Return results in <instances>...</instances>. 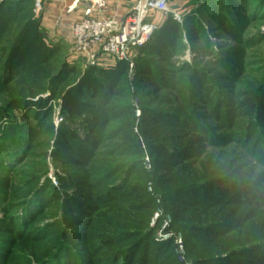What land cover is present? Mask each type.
<instances>
[{
    "label": "rangeland",
    "instance_id": "obj_1",
    "mask_svg": "<svg viewBox=\"0 0 264 264\" xmlns=\"http://www.w3.org/2000/svg\"><path fill=\"white\" fill-rule=\"evenodd\" d=\"M38 1L40 0L33 1L31 9H33L32 17L34 16L40 20L39 16L42 9L38 11ZM192 2L193 0H179V4L170 2L168 14L154 13L152 18L156 20L158 28L170 14L178 22L183 23L184 15L194 7ZM258 2L260 0H253L251 5L255 6ZM176 13L179 14L180 20L176 17ZM28 14L30 15V13ZM255 14L257 16L259 12L255 11ZM23 23H11L0 40V165L5 166L7 163L5 158L7 159L13 152L19 154V157L9 165L7 171L0 167V188L6 191L3 200L12 201V205L8 206L6 204L0 208V264H37L41 255H48L60 243L69 244L77 250L78 254L82 253L83 241L77 238L80 234L76 230H83L86 228V223L91 224L93 221H97L96 212L98 210L104 211L99 216L101 221L97 226V231L104 232L106 230L105 224L112 217L122 215L123 219L127 218L128 220L127 223H124V226H128L133 231H138L146 228L140 227V223L145 222V218L148 217L149 228L155 229V241L166 242L167 240L163 236L169 234L171 236L169 239L174 238L176 246V237H181L184 241L187 261L189 264H195V259L203 258L200 252L208 247L206 243L210 240V236L208 237L201 232L186 233L185 230H182L181 227H191V224L187 222V215L192 212L198 213V210L190 209L194 208L192 206L181 205L180 202H185L181 200L189 199L185 195L179 198L178 203H168L172 206L165 205V193L172 188L174 190L182 186L185 182H190L191 177H188L190 171L196 172L199 168L203 169L199 164H188L192 159V153H188L189 149L184 150L186 147L201 148L198 139L203 134H201V127L197 129V122L182 121L177 117H158V121H163V118L172 120L161 124L153 119L157 117H154L155 115L152 113L157 109H171L181 115L189 113L193 100L197 95H191V89L187 85L186 73L177 76V81L180 80L181 85L176 83L174 85L176 88L172 84L171 87L166 88L164 85L167 81L155 79L149 82L143 81L146 85L141 86L133 75L136 68V59L139 56L138 51L126 60H117L112 56H107L99 49L90 55L77 54L70 31L68 33L65 31L66 29H63L62 33H58V22L53 25L37 22V28L33 30L25 43V49L29 50L30 53L28 54L25 51L24 54L21 53V55L23 54L21 58L22 68L26 67V69H23L22 73H17L14 70L6 80L3 71L4 61L11 42ZM224 23L229 24V22ZM239 25L232 24L230 34L225 30H221L220 38L209 37L214 43L216 51L219 48L216 45L231 46L236 51L241 59L240 61H242L243 72L246 75L248 72H255L254 70L262 66L260 58L264 57V15L255 22H244ZM201 26L206 28L204 31L211 32V26L219 29L221 25L219 22H202ZM258 34H261L262 37L253 42V46L243 42L253 36V39H257L256 35ZM195 35L190 30L185 33V48L173 59L175 68H182L185 64L205 66L206 63L212 61V59L207 58V55H198L194 51L193 44L204 46L205 43L201 39L206 40L205 35H199L198 33V39L193 38ZM195 40L198 41L195 42ZM44 56L47 63L54 64L57 70L65 64L71 74L62 77L58 84L52 86L49 91L29 96V103L23 101L11 103L13 101L10 100L7 94V88L12 85H27L31 69L40 63ZM119 61H125L128 64L129 75L127 73L125 76L128 79L120 82L119 87L124 86L126 89L123 96L120 97L118 106H120L119 111L124 112L126 108L129 111L126 110L124 114H121L116 121L106 128L101 135L100 147L94 151V156L85 160L86 164L81 165L78 160L72 162V157L80 159V156L76 155L72 149L74 146L77 148V145L68 141L61 130L65 126H75L78 122L77 120L73 121L72 118L84 114L86 110L82 109V104L86 103L85 98L79 99L76 95L79 84L90 78V70L110 72L118 67ZM209 63L208 65H210ZM258 72L251 74L248 81H252L254 76H260L261 73ZM95 75L97 74H93V76ZM216 79V82L221 84L220 86L232 82V80L228 82L220 76ZM242 81L247 82L246 78L241 79ZM237 90L239 91L238 88ZM200 94L204 95L202 91ZM210 99H212L211 96L207 99L203 98L200 102L202 112L210 104ZM94 102L96 101H91V103ZM130 107L132 109H129ZM203 114H208V116L206 120L201 118L203 121L201 120L199 124L200 126L206 124L212 133L226 134L243 131L239 129L241 128V124L238 125L239 122L235 125L232 123L221 125L222 123L220 124L217 119H213L208 111ZM176 119L181 121H175ZM188 126L190 127L188 128ZM80 133V139H84L85 135L81 131ZM234 134L233 139H228V141L233 140L232 143L223 144L222 148L218 150L210 149L211 153H214H210L211 155L208 158H204V160L211 163V167L216 168L211 171L225 169V172L230 170L229 173L232 174L237 170L242 177L263 171L264 166L261 161H256V159H252L251 156L247 155L246 149L242 147L245 141L243 143L237 142L238 133ZM229 136L231 137V135ZM220 141L222 140L216 142ZM212 145L214 144L206 146ZM251 145L256 146L258 144L251 141ZM176 146L184 147L178 150H183L188 154L184 153V155H180L177 161L172 162L166 152ZM258 146L257 148L264 149L263 143ZM208 147H205L206 150ZM2 156L4 157L2 158ZM157 158H160L159 160L165 158L164 160L169 161L170 164L157 165ZM259 158L264 162L263 155H260ZM201 176L205 177L204 175ZM143 178L146 180L143 181ZM69 179H73L74 184H70ZM84 179L88 180L89 184L97 179L95 186L103 181L110 183L112 180L116 184L123 185L124 182H127V179L129 185L120 187V193L118 194H121L120 200L125 202L130 210L127 211L123 204L119 202L111 204L113 207H106V204H103L100 209L99 206H95L94 210L77 205L72 200L79 195L78 193L86 192L88 195L90 192L85 186L76 184L80 182L79 180ZM47 182H50L49 188L43 191V195L37 196L35 201V203H38L37 210H33L31 205L28 206L29 210L25 214L23 209L13 208L22 194H34L35 190L37 192L40 190V186L42 188ZM104 186L101 184L98 192L103 190ZM138 188L145 189V192L137 191ZM126 193H129L133 199L128 201ZM136 196L138 200L140 197L143 198L144 204L154 201L155 206L152 209L143 208L144 211H139L138 209L143 204H140L142 201L135 203L134 198ZM111 202H114V200ZM1 204H4V202L1 201ZM176 207L185 208L189 213L178 211L175 209ZM207 209L205 214L209 211ZM23 212L24 216L28 215L29 212L32 214L28 221L22 222L23 224H27L25 222L29 224L26 231L22 230L19 219V223L18 220L14 221L17 215L19 216ZM147 212L150 213V216L146 215ZM200 216L201 218H198V220L213 219L212 215L204 217L200 214ZM235 217L247 220L244 228L247 227L245 231L244 229L241 231L238 237L232 239V244L237 243L238 240V243H240L243 237H250V234L255 231H264V207L250 209L245 205L244 208L235 212ZM29 220L34 221L29 223ZM42 238L46 242L39 243V240L43 241ZM120 243L116 242L114 245L118 246ZM228 243L224 242L223 244ZM225 246L223 245V247ZM217 251H219V248L208 250L206 255ZM175 252L177 253L176 249ZM173 254L174 252L170 251L169 255L165 257L163 255L161 258L162 263L175 264ZM11 260H13L12 263Z\"/></svg>",
    "mask_w": 264,
    "mask_h": 264
},
{
    "label": "trees",
    "instance_id": "obj_2",
    "mask_svg": "<svg viewBox=\"0 0 264 264\" xmlns=\"http://www.w3.org/2000/svg\"><path fill=\"white\" fill-rule=\"evenodd\" d=\"M33 1L0 0V40L11 23L24 22L11 42L4 61L3 71L6 80L14 70L17 73H22V70L26 69V67L22 68L21 64L24 51L28 54L30 53L29 50L25 49V43L33 30L37 28V22H40L34 16L32 17L33 9H31V6H33ZM252 2L253 0H193L194 7L184 15L183 23L178 22L170 14L162 25L153 32L149 41L136 50L139 56L136 59V68L133 75L141 86L146 85L144 82L155 79L167 81L165 82L166 84L163 83L166 88L172 85L176 88L174 86L176 83L181 85L179 83L180 80L177 81V76L186 73L187 85L191 89V95H197L188 114L181 115L171 109H157L152 112L155 115L154 117H157L153 118L156 121H158V117H177L182 121L197 122V129L201 127V134H203L198 139L200 140L201 148L186 147L184 149H189L188 153H192V159L188 164H199L203 169L199 168L196 172L190 171L188 174V177H191L190 182H185L182 186L174 190L172 188L165 193V205L172 206V204L168 203H178L179 198L185 195L189 199L185 198L186 200H181L185 201L180 202L181 205L183 204L186 207L192 206L194 208L190 209L198 210V213L192 212L187 215V222L191 224V227L186 228L184 226L181 227L182 230H185L186 233L201 232L208 237L210 236V240L206 243L208 247L200 252L203 258L195 259V264H264L263 230L250 234L252 237H243L240 243H238L239 240L237 243H231L232 239L238 237L241 231L243 229L245 231L247 227L244 228L247 220L235 217V212L244 208L245 205L250 209L264 207V170L242 177L241 173L237 170V172L234 171L232 174L229 173L230 170L225 172V169L211 171L216 168L211 167V163L204 160V158H208L214 153H211L210 149L218 150L222 148L223 144L232 143L233 140L228 141V139H233L234 133H238L237 142L243 143L245 141L242 147L246 149L247 155L251 156L252 159H256V161H261L264 166V162L259 158L260 155L264 156V149L257 148L262 143L264 146V57L260 58L262 66L254 70L255 72H248L245 75V72H243L244 66L236 51L231 46L224 47L221 45H216L219 47L218 51H216L214 43L211 41V36L221 37V30H225L230 34L232 24L240 26L239 24L241 23L255 22V20L257 21L263 16L264 0H260L255 6L251 5ZM255 11L259 12L257 16ZM202 22H219L221 26L219 29L211 26L212 31L208 32L204 31L206 28L201 26ZM224 22H229V24ZM189 30L196 34L193 37L195 39L199 38L197 36L198 33L199 35H205L206 40L201 39L205 45L197 46L193 44V47H195L193 49L198 55H207V58L212 59V61H209L212 64L208 62L210 65L206 63V67L199 64H185L182 68H175L173 66V59L185 48L184 35ZM256 37L257 39H253V36L243 42L253 46V42L258 41L262 36L258 34ZM21 53L23 54L21 55ZM257 71L261 75L254 76L252 77V81H248L251 74ZM127 73L129 75L128 64L125 61H119V65L115 70L110 72L90 70V78L80 82L76 95L79 99L85 98L86 103L82 104V109L86 110L84 114L72 118L73 121L77 120L78 122L75 126H65L67 128L63 127L61 130V133L68 141L77 145V148L74 146L72 149L76 155L80 156V159L72 157V162L78 160L81 165L86 164L85 160L94 156V151L100 147L99 145L102 141L101 135L106 128L116 121L121 114H124L126 110L129 111L127 108L124 112L119 111L120 106H118L120 97L123 96L126 89L124 86L119 87V85L122 80L128 79L125 76ZM69 74L71 72L65 64L57 70L54 64L47 63V59L44 56L40 63L31 69L28 84L23 86L12 85L7 88V94L10 100L13 101L11 103H20L21 101L29 103V96L49 91L52 86L54 87L58 84V81L62 77H66ZM93 74L97 75L93 76ZM218 76L223 77L228 82L232 80L231 84L220 86L221 84L216 82ZM257 77L259 79H256ZM244 78L247 80L245 83L241 82V79ZM236 82L238 83L236 84ZM201 91L204 95L200 94ZM210 96L212 99H210V104L204 108L205 111H208L209 115L213 119H217L220 124L222 123L221 125H228L230 123L235 125V123L239 122L238 125L241 124V128L239 129L243 130L242 132L215 134L207 128L206 124L200 126L199 122L202 119L206 120L208 116V114H203L205 111L202 112L200 109V102H202L203 98L207 99ZM92 100L96 102L91 103ZM129 109H132V107ZM163 114L166 116H161ZM178 119L175 121H181ZM166 121L172 120L163 118V121L158 122L165 124ZM80 131L85 135L84 139H80ZM217 140L222 141L216 142ZM251 141L257 142L258 145L250 146ZM208 144L214 145L208 147L206 146ZM205 147H208L207 150ZM181 148L184 147H172L171 150L166 152L169 154L170 161H177L180 155H184L185 151L178 150ZM18 157L19 154L13 152L7 159L5 158L6 165L3 166L2 164L0 167L7 171L9 165ZM159 159L157 158L156 160L157 165L170 164L169 161L166 162L167 160H164L165 158H162L163 160ZM206 171H208V174L205 173ZM142 180L145 181L146 179L143 178ZM73 181V179H69L70 184H74ZM79 181V183H76L77 185H83L90 190L88 195L86 192H81L72 200L80 207L94 210L95 206H99L101 209L103 204H106V207H113L111 204L119 202L123 204L127 211L130 210L129 206L120 200L121 194H118L120 193V187L129 185L127 179V182H124L123 185L116 184L113 180L110 183L103 181L101 184L105 186L99 192L98 189L101 184L95 186L97 179L90 184L85 179ZM49 183L47 182L42 188L40 186V190L37 192L35 190L36 193L34 192V194L29 192V194H22L18 202H15L13 208L23 209L25 214L29 210L28 206L32 205V209L37 210L38 203H35L37 196L43 195V191L49 188ZM137 191L145 192V189L138 188ZM5 192L4 189L0 188V208L6 204L8 206L12 205V201L3 200ZM126 196L128 197V201L133 199L129 193H126ZM113 200L114 202H111ZM1 201L4 204H1ZM134 201L135 203L142 201L140 204L143 205L140 206L139 211H144L143 208L152 209L155 206L154 201L144 204V199L140 197L138 200L137 196L134 198ZM206 208L209 210L207 214H205ZM175 209L187 214L189 213L185 208L176 207ZM103 211L98 210L96 212L97 221H93L91 224L86 223V228L83 230H76L80 234L77 238L83 241L82 253L78 254L77 250L73 249L69 244L60 243L48 255H41L38 258L37 264H163L161 258L163 255L164 257L169 255L170 251L174 252V263L180 264L175 252L174 238L166 242H156L155 229L149 228L148 217L145 218V222L140 223V227L146 228L138 231H133L128 226H124V223H127L128 220L127 218L123 219V215L112 217L106 224L104 222L106 230L101 232L97 231V226L101 221L99 216H101ZM25 214L23 212V214L17 215L16 219H14L15 222L18 219L20 220L22 230L24 231L28 230L29 224L28 222H25L27 224H23L22 222L28 221L29 217L32 216L30 212L24 216ZM200 214L204 215V217L212 215L213 219L198 220V218H201ZM146 215L150 216V213L147 212ZM30 221L33 222L34 220H29V223H32ZM41 240L43 241L39 240L38 242L45 241L44 238ZM116 242L121 243L115 246L114 243ZM224 242L229 243L223 244ZM223 245L226 246L223 247ZM214 248H219V251L206 255L208 250H213ZM12 262L13 260H11Z\"/></svg>",
    "mask_w": 264,
    "mask_h": 264
},
{
    "label": "built area",
    "instance_id": "obj_3",
    "mask_svg": "<svg viewBox=\"0 0 264 264\" xmlns=\"http://www.w3.org/2000/svg\"><path fill=\"white\" fill-rule=\"evenodd\" d=\"M86 3L83 14L73 20L70 26L76 53L90 55L99 49L107 56L117 60L128 59L136 50L146 44L158 28L154 13L168 14L169 0H135L134 7L124 16L107 12L109 0H75L69 11L75 10L80 3ZM38 11L42 0L38 1ZM178 20L180 16L175 14ZM171 236L164 235L168 240ZM177 260L189 264L185 256V245L181 237H176Z\"/></svg>",
    "mask_w": 264,
    "mask_h": 264
},
{
    "label": "crops",
    "instance_id": "obj_4",
    "mask_svg": "<svg viewBox=\"0 0 264 264\" xmlns=\"http://www.w3.org/2000/svg\"><path fill=\"white\" fill-rule=\"evenodd\" d=\"M74 1L75 0H42V12L39 16L40 22H42V24L52 25L58 22V33H62L63 29H66L65 31L68 33L70 31L71 33V23L74 19L82 16L83 7L86 4L82 2L77 9L69 11V8ZM169 1L172 2V4H177L179 2V0ZM134 4L135 0H109L107 12L109 14L117 13L120 16H124L134 7Z\"/></svg>",
    "mask_w": 264,
    "mask_h": 264
}]
</instances>
